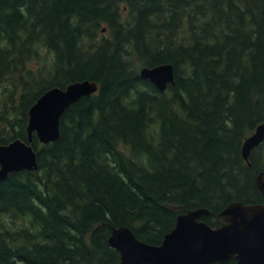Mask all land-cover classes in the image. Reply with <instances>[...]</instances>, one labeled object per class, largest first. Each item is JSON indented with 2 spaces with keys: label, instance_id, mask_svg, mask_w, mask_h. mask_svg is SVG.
I'll use <instances>...</instances> for the list:
<instances>
[{
  "label": "trees",
  "instance_id": "16d2710c",
  "mask_svg": "<svg viewBox=\"0 0 264 264\" xmlns=\"http://www.w3.org/2000/svg\"><path fill=\"white\" fill-rule=\"evenodd\" d=\"M162 64L165 91L140 73ZM79 80L100 89L56 142L34 133L38 171L0 180V264H119L114 229L159 246L181 214L217 228L231 203H264V141L242 155L264 123V0H0V144Z\"/></svg>",
  "mask_w": 264,
  "mask_h": 264
},
{
  "label": "water",
  "instance_id": "95a60500",
  "mask_svg": "<svg viewBox=\"0 0 264 264\" xmlns=\"http://www.w3.org/2000/svg\"><path fill=\"white\" fill-rule=\"evenodd\" d=\"M140 72L161 91L175 83L172 64L144 66ZM98 90L97 81L79 80L44 92L28 111L27 140L17 138L0 144V180L13 172L38 171L37 152L32 144L34 132L44 144L56 142L65 111ZM263 141L264 123L243 143L242 155L247 162L250 163L252 150ZM256 184L264 199V172L257 176ZM208 215L210 212L206 209L179 215L175 227L159 246L140 241L128 227L114 229L108 243L119 252V264H216L233 258L236 264H264V203H231L220 213L223 223L218 228L201 221Z\"/></svg>",
  "mask_w": 264,
  "mask_h": 264
},
{
  "label": "flooded vegetation",
  "instance_id": "af4514ba",
  "mask_svg": "<svg viewBox=\"0 0 264 264\" xmlns=\"http://www.w3.org/2000/svg\"><path fill=\"white\" fill-rule=\"evenodd\" d=\"M233 259H235V258H233ZM236 260V259H235ZM236 263H237V260H236Z\"/></svg>",
  "mask_w": 264,
  "mask_h": 264
}]
</instances>
